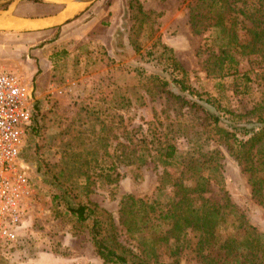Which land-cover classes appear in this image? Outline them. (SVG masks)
Wrapping results in <instances>:
<instances>
[{"label": "rangeland", "instance_id": "rangeland-1", "mask_svg": "<svg viewBox=\"0 0 264 264\" xmlns=\"http://www.w3.org/2000/svg\"><path fill=\"white\" fill-rule=\"evenodd\" d=\"M193 2L96 0L61 33L52 30L39 38L36 32L0 31V70L28 83L38 124L20 159L32 188L30 210L16 238L0 240V264H103L91 243L89 221L78 225L69 207L87 196L117 220L122 194L155 196L160 169L152 161L141 166L140 178H134L135 168L116 162L115 182L107 183L97 173L130 148L136 154L142 151L147 141L166 139L185 150L191 115L186 108L182 115L168 108L161 82L175 93L187 91L172 80L180 74L175 75L163 44L194 89L215 96L234 113L250 107L233 91L232 77L218 74L209 32L196 33L203 18L190 16ZM56 52L60 55L54 58ZM243 65L248 67L245 61ZM221 120L220 126L232 131L230 118ZM218 149L231 201L264 232V205L255 202L251 185L226 146ZM66 153L75 157L68 173L63 167ZM93 158L101 160L95 164ZM179 260L194 264L186 254Z\"/></svg>", "mask_w": 264, "mask_h": 264}, {"label": "trees", "instance_id": "trees-1", "mask_svg": "<svg viewBox=\"0 0 264 264\" xmlns=\"http://www.w3.org/2000/svg\"><path fill=\"white\" fill-rule=\"evenodd\" d=\"M190 16L203 18L196 33L209 32L218 74L232 77L233 91L250 107L234 113L215 96L194 89L171 49L162 45L175 75L180 74L172 80L187 91L175 93L164 89L165 80L161 82L168 108L175 115L186 108L191 115L187 145L181 151L170 140L147 141L137 154L130 148L107 168L100 167L97 176L107 183L117 180L116 163L135 168L134 178H140L147 160L160 169L155 196L122 194L117 220L87 196L69 207L78 225L89 221L91 243L103 264H179L183 254L194 264H264V232L231 201L218 149L226 146L251 185L255 202L264 205V0H194ZM59 55L56 52L54 58ZM244 61L248 67H241ZM223 116L232 121V131L220 126ZM72 160L75 157L66 153L64 169ZM100 160L93 158L95 164Z\"/></svg>", "mask_w": 264, "mask_h": 264}, {"label": "built area", "instance_id": "built-area-1", "mask_svg": "<svg viewBox=\"0 0 264 264\" xmlns=\"http://www.w3.org/2000/svg\"><path fill=\"white\" fill-rule=\"evenodd\" d=\"M36 114L28 83L0 70V240H14L30 210L32 188L20 159L26 139L37 132Z\"/></svg>", "mask_w": 264, "mask_h": 264}, {"label": "crops", "instance_id": "crops-1", "mask_svg": "<svg viewBox=\"0 0 264 264\" xmlns=\"http://www.w3.org/2000/svg\"><path fill=\"white\" fill-rule=\"evenodd\" d=\"M6 8L7 6H4L2 9ZM75 8L74 4H56L41 0L20 1L14 6L11 14L2 21L1 27L6 28L3 31L9 33L36 32L39 33L38 37L42 38L49 31L61 33L67 27L72 28L82 13L65 23L56 24L72 14Z\"/></svg>", "mask_w": 264, "mask_h": 264}, {"label": "water", "instance_id": "water-1", "mask_svg": "<svg viewBox=\"0 0 264 264\" xmlns=\"http://www.w3.org/2000/svg\"><path fill=\"white\" fill-rule=\"evenodd\" d=\"M20 1H24V0H0V31L6 30V28L1 27L2 25L1 23L4 19H6L8 15L11 14L14 6ZM41 1L56 3V4H77L72 14H70L68 17H66L65 19H63L62 21L56 24L59 25L83 13L88 8V6H90L96 0H41ZM4 6H7V8L2 9Z\"/></svg>", "mask_w": 264, "mask_h": 264}]
</instances>
